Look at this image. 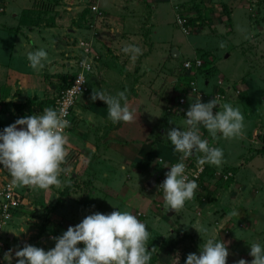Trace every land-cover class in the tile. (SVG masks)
I'll return each instance as SVG.
<instances>
[{
    "label": "rangeland",
    "instance_id": "374dc122",
    "mask_svg": "<svg viewBox=\"0 0 264 264\" xmlns=\"http://www.w3.org/2000/svg\"><path fill=\"white\" fill-rule=\"evenodd\" d=\"M90 1L94 0H0V26H11V28H15L14 26H36L35 28L95 26L93 29L95 35H91L90 29L87 33L83 32L84 34L79 35V32L72 34L73 38L68 36L66 42L69 45L72 43L76 45L66 48L65 54L54 53L52 50L53 60L57 58L56 68L58 65L57 71L51 74L53 79L47 82L41 99L32 101L35 98L29 100L28 95L19 109L15 105L14 113L17 119L42 113L43 108L50 106L51 97L59 87L56 74L73 72L71 61L79 54V48L83 47L80 43L87 41L90 36L93 38L91 51L98 52L101 58L104 57V52L109 58H111L110 55L116 57V61L112 58L111 61L103 59L106 63L109 61L115 66V72L119 73L120 67L125 64L124 69L127 67L128 75L132 74L136 66L137 72L134 69L133 73L140 76L134 93L142 94L143 102L138 104L137 97H134L136 103L129 105L135 119L131 123L120 122L115 127V131L107 132L111 139L113 135L119 138L115 140L117 143L118 141L131 143L137 140L146 131L145 126L162 123V125L170 124L171 128L174 125L183 129L180 116L182 112L180 111L181 114H179L178 109L174 107L172 90L179 94L186 92L189 94L187 98L190 102L195 99V91L201 92L194 85V78L197 76H200L197 82L198 87L205 91L211 90L219 74H221L219 75L221 84H216V92L224 94V83L227 81L233 83L228 92L236 97L239 102L236 105L243 116L246 113L249 117H246L248 121H244L242 136L233 140L236 148H225L223 144L221 149L225 159L220 166L207 163L211 172H207L204 177L202 184L205 188L198 186L195 197L186 201L179 212L165 208L163 193L155 189V182L148 188L142 179L138 178L137 180L140 181L135 183L133 174H130L127 180L125 178L115 182L111 190H105V182L99 177L100 185L93 186L91 183L88 184L87 177L80 180L67 176L60 185L62 192L59 191V187L56 189L59 191V196L56 197L57 201L54 205L65 211V220L69 226L76 225L85 216L98 210L105 214L115 210L129 211L135 216L137 212H140L141 216L137 218L145 223L150 233L147 248L149 251L155 248L150 264H176L177 256L179 264H184L187 254H199L200 246L210 237L226 242L229 249L227 264H234L241 258L251 261L253 257L249 255L250 244L259 242L264 246V145L261 146L264 143V0H171V3L165 0H120V3L112 8L107 4L109 0H101L109 14L122 15L131 25L130 31L119 30L121 36H116L114 32L110 33L105 27L101 31V22L100 25L98 22L102 18L89 9ZM177 5L179 16L185 19L186 32H183L174 21L173 7ZM85 8L89 10L87 14ZM132 9L134 13H130ZM191 14H195L192 15L193 19L187 21L191 18ZM139 22H141L140 26H138ZM199 22L202 23L201 27ZM96 26H99L98 29ZM96 32L100 34V40L95 38ZM128 34L132 35V40ZM103 36L109 38L110 44H113L110 48L111 53L105 51L107 47H105ZM120 37L125 40L116 45L115 41ZM95 39L98 43L96 41L94 43ZM222 42L224 47L220 46ZM127 44H134L141 49V54L135 60L122 51ZM171 49L178 51V55L172 56ZM193 58L201 61L200 67L197 70L184 68L183 61ZM66 62L68 65L65 64ZM146 66L150 70L148 69L149 73L144 75ZM94 67L86 74V86L91 89L97 84V80H91L92 74L95 71L98 72V68L94 70ZM49 70L52 71L51 68ZM43 75L46 79V74L43 73ZM148 76L149 79H147ZM154 76L156 79L159 78L158 82L161 86L148 85ZM170 77L173 80L167 82ZM207 78H209V85L204 88L202 80ZM190 82H193V85H190ZM50 83L54 85L53 88H50ZM193 86L196 90L191 88ZM240 91H244L245 95L239 94ZM153 94H155L154 98ZM31 105L34 106L31 107ZM80 109L79 104H76L73 111L74 124L79 122L78 116L83 117ZM95 112H92L93 115L96 114ZM11 121L14 122L12 118ZM252 127L258 139L256 141L253 134V143H250L249 135ZM127 135H129L128 138H126ZM76 145L79 143L77 142ZM240 145L244 148L242 149ZM230 149L231 158L228 159ZM78 150L75 146L70 150L67 149L68 155L65 162L76 159L75 151ZM237 156L242 157L241 164L238 163ZM75 162H78L77 159L72 163ZM6 170V168L2 170L4 175L7 174ZM214 171H218L219 174L230 171L231 174L223 180L217 177ZM64 172L69 171L65 169ZM111 178L116 180V174ZM110 183L113 182L110 181ZM92 187H95L94 194L91 191ZM30 188L17 186V191L24 197ZM206 191L210 193L207 194ZM60 194H65V199L62 200ZM108 199H112V204L107 203ZM89 205L96 211L91 212L88 209ZM19 207L12 213V217L19 211ZM227 209L231 212L237 210L238 215H229ZM12 217L2 227L3 230ZM41 217H43V211H41ZM17 220L20 219L14 218V224L10 227L15 234L12 241H8V238L2 235L5 241V252L7 247L8 251L12 250V253L18 247H23L19 244L20 240L17 239L16 234L19 232L24 235L27 226H22L21 220L18 225ZM19 226L23 231L18 230ZM193 226L207 228L208 231L199 234ZM27 243L31 244V241ZM36 246L39 247V245ZM0 264H6V262H0Z\"/></svg>",
    "mask_w": 264,
    "mask_h": 264
},
{
    "label": "crops",
    "instance_id": "0c3cea01",
    "mask_svg": "<svg viewBox=\"0 0 264 264\" xmlns=\"http://www.w3.org/2000/svg\"><path fill=\"white\" fill-rule=\"evenodd\" d=\"M165 1L168 3L172 2L171 0ZM118 3H120V0H109L107 4L112 8L115 4ZM90 4L96 5L98 7V10L101 12L100 18L102 19L98 22V25H100L101 22V31L102 28L105 27L110 33L114 32L116 36H121V32L119 30H131V25L128 24V21H125V18L122 15L109 14L108 11L105 10V7H103L101 0H94ZM173 9L174 21L176 23V16L180 15L177 12L178 5L174 6ZM130 13H134V9L130 10ZM192 15L195 14H191V18H193ZM140 24L141 22L138 23V26H140ZM199 26L201 27L202 23ZM14 27L15 28H11V26H0V131H2L4 127L15 122V120L17 119V116L14 113L15 105L17 106L16 108L19 109L24 103V98L26 96H30L29 100L35 98L32 101L41 99L42 95L44 94L47 82H50L51 78L53 79L51 74L57 71L56 69L58 68V65L56 68L57 58L53 60L54 55L52 50H54V53L61 52L65 54L66 48L76 45V43H72L71 45H69L66 42V38L68 36L70 38H73L71 37V35L74 33L79 32L80 35V33H87L90 30V26H82L80 28H77L75 26H39L38 28H35L36 26ZM98 27L99 26H96V29H98ZM148 28L150 27L148 26ZM128 36L130 37V40H132V35L128 34ZM95 38L100 40V34L96 32ZM97 39L94 40V43L95 41L96 43H98ZM124 40L125 39H123L122 37H120V39H116V45L121 44L122 42H124ZM103 41L106 44L105 47H107L105 51L111 53L112 49L110 48L113 44H110L109 38H107L106 36H103ZM40 47H43L47 51L50 62H46L44 68L36 71L29 66V61L27 60L26 54L28 51L35 50L36 48ZM96 53L98 54L99 60L97 61L94 70L98 68V72L95 71V73L93 71L94 73L92 74L91 78V80H97V84L94 88L97 90H104L110 95H116L118 92L125 91V89H127L126 95L129 105L130 103H136V97L138 104L141 101L143 102L144 96L139 92L134 93L135 85L139 83L140 79V76H138L136 73H133V71L137 69L136 66H134V69H136H133L132 74L128 75L129 73H127L126 71L127 67L124 69L125 64H123V66L120 67L121 71L118 73L114 70L115 66L109 62L111 61V58L113 61H116L115 56L110 55L111 58H109L108 55L104 52V57L101 58L100 54L98 52ZM177 55L178 51L175 53L174 57ZM103 59H108V63L103 61ZM126 59L128 60V58ZM65 64L67 65V62ZM50 68L52 69V71L49 70ZM46 69L48 70V72H44ZM148 69L149 67H144V75L145 73H149V71L147 72ZM135 72H137V70ZM43 73L46 74V79ZM110 73L112 75H110ZM108 75L110 76L108 77ZM219 75L216 77L215 84H213L210 91H205L203 88H199L197 82L200 76L195 77L194 85L197 87L196 89L201 92L195 91V99L190 100V102H194L197 96L200 95L202 98V102H208L215 97L221 104L231 103L234 107H237L236 104L239 102L237 101L235 96L230 95L228 92V90L232 88L233 83H230V81L224 83V94L215 91L216 84H221ZM149 78L150 77L148 76L147 79ZM152 79H154L153 82ZM150 80L152 83L148 82L149 86H161V83L159 84L158 82L159 78L156 79V77L154 76ZM172 80L173 78L170 77L167 82H170ZM202 83V85L205 86L204 88H207V86L209 85V78L202 80ZM195 86L191 88L193 90H196ZM53 87L54 85L50 83V88ZM243 88L245 89V87ZM92 90L93 89L91 88H87L85 92L80 94L78 96L79 99L77 98L75 105L72 108L70 126L66 128L64 133L68 140V146H66L67 149L70 150L73 146L78 147L79 149L78 151H75V153L77 154L76 159L78 162L72 163L76 159H74L72 162H64L63 168L67 169L69 172L62 173L59 179L62 182L63 180L67 179V176L72 179L78 178L80 180H84L85 177H87L89 179L88 184L91 183V185L93 186H99V177L102 178L103 182H105V190H111L112 185L115 182H120L125 178L127 180L130 178V174H133L135 177V183L140 181L137 180L139 178L142 179L143 183H145L148 188L151 187L154 182L153 177L160 171L162 162L163 164H166L167 162L176 159L181 154L175 151L174 147L171 145L170 141L167 138L166 133L167 130L171 128L170 124L166 125L163 123L164 125H162L161 123L158 125L145 126L147 128L146 131L137 140H133L131 143H120V141H118L117 143L115 140H117L118 137L113 135L111 139L110 135L107 132L108 130L111 133L115 131V127L118 126V123L114 124L108 119L107 106L103 101H93L91 99ZM239 94L245 95L244 91H240ZM180 95L185 96L184 100H186L189 94H187L186 92L179 94L176 93L174 89L172 90V101L175 105L174 107L178 109L177 112L179 114H181L180 110L182 108H180L179 104L174 100H176L177 96ZM154 97L155 94H153V98ZM190 102H188L187 98V101H185L184 104H181L183 106V109H188L191 104ZM76 104H79L81 108L80 113H83V117L78 116L79 122L77 124L75 122L74 124L73 122L75 120L73 119V111ZM32 106L34 105H31V107ZM218 110L219 106L213 109L214 113ZM92 112H95L96 114L93 115ZM180 116L183 121L182 127L184 128L185 118L182 114ZM244 117V121H248L246 120V117L248 118L249 115L244 113ZM11 118L14 120V122L11 121ZM250 120L252 119L250 118ZM141 121L143 122V120ZM19 127L20 126H18V128ZM173 127L175 126L173 125ZM205 130L207 131L206 128ZM115 134L117 135V133ZM207 134L209 135L208 131ZM240 136H242V133ZM252 136L255 137L257 141L258 138L255 136L254 127H252L251 133L249 135V140H251L250 143H253ZM128 137L129 135H127L126 138ZM233 140L234 138L224 139L218 134V138L215 141L213 140V142L215 147L223 148V144H225V148H236ZM77 142L79 143V145H76ZM263 145L264 143L261 144V146ZM241 147L242 149L244 148L243 146ZM230 152L231 149L230 151H228V159L231 158ZM159 158H161V161L158 160ZM238 158L240 159H238V163L241 164L242 157L240 156ZM223 159H225L224 153ZM3 169V166H0V171H2ZM115 174L116 180L111 178V176H114ZM110 181H112L113 183H110ZM83 184L84 183H82V185ZM56 189H58V187L50 186V188L47 190L38 188H30L28 190L26 195L22 197V204L19 207V211L15 213L10 223L4 228L3 234L8 238V241H12V239L15 237V234L10 227L14 224L13 220L14 218H16L21 220V222L23 223L22 226H27V230L24 235H21L19 232L16 234L17 239L20 240V245H24L25 243L31 241V245H39V247L44 248L46 251L55 246V241L52 239V237L61 235L69 227L68 223L65 220V211L58 209L59 207L57 205H54L57 201L56 197L59 196V191L62 192V186H59V191ZM155 189L157 190L156 187ZM91 191L93 192L92 194H94L95 187H92ZM64 196L65 194H60V198L62 200L65 199ZM112 202V199H108L107 201L108 204H112ZM90 205L88 209H90L91 212L96 211V209H92ZM52 206H54V208ZM41 211H43V217H41ZM98 212L102 213V211L99 210ZM44 214L46 216H44ZM20 220H17L18 225V222ZM18 230L20 232L23 231L20 226L18 227ZM9 234L11 235L10 238ZM79 246L83 247V244L81 243ZM7 251L8 247L6 248V252ZM6 252L4 245L2 257H4V254ZM13 264H15V257L13 259Z\"/></svg>",
    "mask_w": 264,
    "mask_h": 264
},
{
    "label": "clouds",
    "instance_id": "9594fccd",
    "mask_svg": "<svg viewBox=\"0 0 264 264\" xmlns=\"http://www.w3.org/2000/svg\"><path fill=\"white\" fill-rule=\"evenodd\" d=\"M220 46L225 45L222 42ZM122 51L133 60L141 54V49L134 44L125 45ZM26 55L29 66L36 71L50 62L43 47L30 50ZM82 65L89 67L87 60ZM126 92L127 89L110 95L93 88L91 99L106 104L108 119L112 123H131L135 116ZM217 106L219 110L214 113L213 109ZM65 117L63 108L45 107L42 113L18 118L0 131V166L8 170L14 186L47 190L50 186L61 185L59 177L65 171L62 165L68 155L64 129L70 126ZM18 125L21 127L18 128ZM200 125L207 129L214 141L218 134L224 139H232L241 135L244 116L231 103L221 104L215 97L202 102L198 95L186 112L184 128L172 127L167 130L171 145L176 152L182 153L179 163L169 166L162 162L170 169L159 185L164 206L168 210L179 212L186 201L195 197L198 188L196 180H190L185 174L183 160L200 153L197 157L200 165L208 163L220 166L223 162V150L201 137ZM229 214L236 216L238 211L233 210ZM193 227L199 234L208 231L207 228ZM52 239L55 246L47 251L28 243L18 247L14 252L15 264H150L155 251L154 247L151 251L147 248L150 233L145 223L129 211L94 212ZM81 243L83 247L79 246ZM249 255L253 257L251 261L241 258L234 264H264V246L259 242L250 244ZM228 256L226 242L210 237L200 246L199 254H187L184 264H227ZM14 257L10 249L3 259L6 264H13ZM176 264H179L178 256Z\"/></svg>",
    "mask_w": 264,
    "mask_h": 264
},
{
    "label": "built area",
    "instance_id": "2783aa9c",
    "mask_svg": "<svg viewBox=\"0 0 264 264\" xmlns=\"http://www.w3.org/2000/svg\"><path fill=\"white\" fill-rule=\"evenodd\" d=\"M89 9L95 13L96 15L101 16V12L98 10V7L94 4L89 5ZM98 17V16H97ZM176 23L181 28L183 32H186L185 29V19L181 16H176ZM95 26L90 25L91 29V35H95V31L93 30ZM92 37L90 36L87 38V41L81 42L80 45H83L79 48V54L73 59L72 65H73V72L67 73L69 75V78L67 80L66 85H64L62 88L58 89L56 92L52 108L60 109L63 108L66 112V119L70 122L71 120V111L72 108L80 94L86 91V74L92 71L93 66L97 64L98 60V54L96 52L91 51V42ZM90 41V42H89ZM87 60V63L89 65L88 68H85L82 65V62ZM68 65V63H67ZM184 68H193L197 69L201 65V61L198 58H193L192 60H184L182 63ZM83 82V83H81ZM193 82H190V85H192ZM218 95V94H217ZM185 96H177L175 102L179 104V106L182 108L180 111L182 112L183 117L186 119V112L188 109H183V106L181 104L185 103L184 100ZM203 126V125H200ZM66 129H64L65 131ZM201 133V131H200ZM201 137L203 139H207L209 141V144L214 146V142L211 139L210 135L208 134H202ZM200 153H194L192 156L188 157L187 159L183 160V163L186 165V172L185 174L188 176V178L195 179L197 184L198 180L200 178V175L204 171L205 164L200 165L198 163L197 157L200 156ZM181 156L182 153L178 156V158L167 162L166 164L171 166L175 163L181 162ZM159 161L160 158L158 159ZM170 169L165 166H161V169L158 173H156L154 182L156 183V188L158 191L162 192V189L159 188V185L163 182L165 179V173L168 172ZM7 171V174L4 175L2 171H0V262H4L2 260V251L4 249V239L2 235H4V230L2 227L7 223V221L12 217V213L18 209V207L22 204V196L17 191V186H14L12 184V177L10 173ZM3 173V175H1ZM215 174H217V177H221L223 180L226 179L229 175V171H225L224 173L219 174L218 171H214ZM199 185V184H198ZM137 216H141L140 212L136 213ZM5 236V235H4ZM6 237V236H5ZM6 239V238H5Z\"/></svg>",
    "mask_w": 264,
    "mask_h": 264
},
{
    "label": "trees",
    "instance_id": "16d2710c",
    "mask_svg": "<svg viewBox=\"0 0 264 264\" xmlns=\"http://www.w3.org/2000/svg\"><path fill=\"white\" fill-rule=\"evenodd\" d=\"M92 1L88 2V4H90ZM86 10V14L89 12V10L87 8H85ZM193 18H188L187 21H191ZM52 23V22H51ZM197 23V22H196ZM201 25V22H199ZM200 27V26H199ZM56 78L59 79V87L58 89L62 88L64 85H66L67 83V80L69 78V75L67 73H63V74H56ZM58 89L56 90V92L58 91ZM55 92V93H56ZM55 96V94H54ZM54 96L51 97V100H50V106L49 107H52V103H53V98ZM200 127V131L202 134H207V131L205 130L204 127L202 126H199ZM209 165L207 163H205V167H204V171L202 172V174L200 175V178L198 180V186H200L201 188H205V185H203V180H204V177L205 175L207 174V172H211V170H209ZM207 194H209L210 192L209 191H206ZM227 212H231V210L227 209Z\"/></svg>",
    "mask_w": 264,
    "mask_h": 264
},
{
    "label": "water",
    "instance_id": "95a60500",
    "mask_svg": "<svg viewBox=\"0 0 264 264\" xmlns=\"http://www.w3.org/2000/svg\"><path fill=\"white\" fill-rule=\"evenodd\" d=\"M170 52H171V55H172V56H174V55H175V53H176V51H175L174 49H171V51H170ZM10 237H11V235L9 234V238H10Z\"/></svg>",
    "mask_w": 264,
    "mask_h": 264
}]
</instances>
